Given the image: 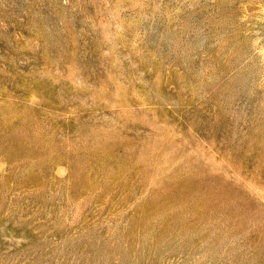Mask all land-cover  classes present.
I'll use <instances>...</instances> for the list:
<instances>
[{"label":"rangeland","instance_id":"rangeland-1","mask_svg":"<svg viewBox=\"0 0 264 264\" xmlns=\"http://www.w3.org/2000/svg\"><path fill=\"white\" fill-rule=\"evenodd\" d=\"M0 264H264V0H0Z\"/></svg>","mask_w":264,"mask_h":264}]
</instances>
